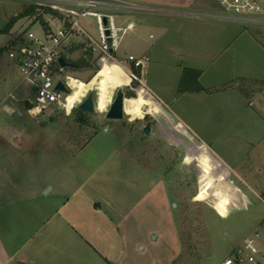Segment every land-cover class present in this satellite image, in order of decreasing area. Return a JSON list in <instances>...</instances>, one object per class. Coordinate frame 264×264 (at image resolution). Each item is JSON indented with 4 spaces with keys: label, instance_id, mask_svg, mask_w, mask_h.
Masks as SVG:
<instances>
[{
    "label": "rangeland",
    "instance_id": "rangeland-1",
    "mask_svg": "<svg viewBox=\"0 0 264 264\" xmlns=\"http://www.w3.org/2000/svg\"><path fill=\"white\" fill-rule=\"evenodd\" d=\"M121 1L173 12L217 7L213 0ZM27 8L0 0V30L18 18L9 35H0V104H10L9 94L17 88L15 95L24 101H13L21 114L0 109V218L13 221L15 232H25L20 240L38 264H99L102 258L112 264H221L263 227L264 97L258 96H264V83L262 90L255 88L251 107L239 100L225 111L223 101L173 103L165 96L168 105L160 107L146 91L168 95L177 84L179 66L193 63L181 59L186 46L174 43L188 33L181 26L185 19L128 13L117 16L118 25L133 22L137 29L126 36L115 58H148L138 74L142 83L80 48L69 56L70 64L85 60L92 68L66 69L57 79L68 86L69 109L94 85L98 112L82 126L76 109L65 112L56 106L33 119L29 111L35 91L9 57L11 40L41 33L39 24L23 16ZM79 24L100 41L96 19L83 18ZM236 26L246 32L239 34L246 52L236 68L257 74L264 67L256 55L257 46L264 48V27ZM75 36L76 46L83 47L85 40ZM227 61L216 59L204 70L211 75ZM119 79L127 86L125 120L108 121ZM245 89H238L243 96ZM7 237L9 249L20 247ZM82 239L93 249L85 248Z\"/></svg>",
    "mask_w": 264,
    "mask_h": 264
},
{
    "label": "built area",
    "instance_id": "built-area-1",
    "mask_svg": "<svg viewBox=\"0 0 264 264\" xmlns=\"http://www.w3.org/2000/svg\"><path fill=\"white\" fill-rule=\"evenodd\" d=\"M26 3L34 10L31 25L39 24L42 35L29 33L25 40L11 46L10 58L19 63L24 81L33 87L35 100L30 101L37 115H41L51 106L61 111L69 109V93L58 91L57 85L63 82L57 79L66 69L59 64V59L72 45H78L79 36L85 40L80 47L88 55H99L100 61L116 63L131 78L142 83L138 74H142L149 59L142 60L130 54L124 61L117 62L115 54L126 36L137 29L133 22L119 26L117 16L128 13L157 15L193 16L225 23H232L244 28L264 27V0H213L218 7L213 13H181L161 10L154 7L129 5L121 0H15ZM45 15V16H44ZM48 16V20L44 17ZM94 18L98 22L99 40L97 41L80 27L83 18ZM45 20L44 23L40 19ZM105 20L107 21L105 23ZM69 62V54L67 58ZM60 78V77H59ZM31 112V111H29ZM221 264H264V221L263 227L244 240Z\"/></svg>",
    "mask_w": 264,
    "mask_h": 264
},
{
    "label": "crops",
    "instance_id": "crops-1",
    "mask_svg": "<svg viewBox=\"0 0 264 264\" xmlns=\"http://www.w3.org/2000/svg\"><path fill=\"white\" fill-rule=\"evenodd\" d=\"M27 7L29 8H27V10H25L22 14H26L28 13V10L32 9V7H30L29 5H27ZM217 10H218V7H213V9H207V11H188V12L189 13H211V12L215 13L217 12ZM181 13H187V11H183ZM33 15L26 16V18L30 20V24H31V18L33 17ZM177 17L185 19V20H182L181 26L183 29H185L188 32L185 35H182L183 39L176 38L174 41L175 44H182L186 46V49H187V50H183V53H187V54L181 55L180 50H179L178 55L180 54L181 59L185 58V60L187 59L192 60L193 63L189 62L188 65L183 64V66H179L178 68L179 74H177L178 81H177L176 86L173 87L174 91H171V93H168V95H166V94H162V92H160V94H154L148 89L146 91L147 95H149L150 98H152V100L156 102L160 107H164V108L168 104L165 102V99L163 96L166 97V100H168V102H173V103L182 102V100L184 99L191 101V102H195V101L208 102L206 101L207 98H210L209 100L212 103L223 101L225 102L223 106L225 111L231 107L230 103H235L239 100L241 101L243 105H249L251 107L250 101L254 100L253 98L255 96L254 95L255 88L259 87L262 90L261 85H263L262 83H264V67L262 65L261 67L263 68L260 69L259 73L257 74L256 73L250 74L249 72H242V71L237 70L236 66L238 65V59L239 57L243 55L244 52H246L244 48L245 43L239 42V37L246 34V32L241 31V33H239L237 26L232 23H225V22L214 21L211 19H205V18L193 17V16H177ZM46 19H48V17ZM42 20L43 19H41V21ZM44 21L45 20H43L42 22L44 23ZM42 33H43V30L41 29V33L38 35H42ZM239 34H241V36H239ZM20 37L21 35L18 36L16 40H11V42L9 41L10 45L13 46V44L17 43ZM79 49L80 47H76L75 45H72V47L69 48V56L72 57L75 53H77ZM257 49L258 51L256 55L264 61V48L262 49L257 46ZM9 57H10V54H9ZM226 58H228V61L225 63L224 69L214 71L215 73L211 75H207L208 73L204 70V68H207L211 64H214L216 62V59L221 60V59H226ZM68 63L70 64V62ZM252 66L256 68H260L259 66H256V65H252ZM67 69H72V65L70 68H67ZM184 70H192V71H197L201 73L198 83L203 88L202 91L184 93V94L178 93V87H179L181 77H182ZM58 77H61V75ZM231 83H237V84L233 86ZM238 83L240 84L238 85ZM84 85L85 84H83V87ZM29 86L31 90L34 91L33 87H31L30 84ZM242 86L247 87V89H245L246 95L244 94V96L241 93L242 91L239 92L238 90ZM18 89L19 88L15 89L14 92L9 94V98L10 100H12L11 102H9L10 104H6V105L0 104V109L3 108L4 106L6 107V110H8L12 114H15V113L21 114V111H19V108H18L19 106L17 103L24 102V101L21 98L22 97L21 94L15 95V91H18ZM149 92L152 95L148 94ZM172 92H175V93L172 94ZM86 93H87V90L85 91V94ZM258 93H261L260 95H262V92H258ZM220 97H224V99H219ZM258 97L262 98L264 96L262 95ZM13 101H19V102L13 103ZM36 113H37L36 111H31L30 118L37 119L40 115L38 116ZM204 145L208 146L207 143H205ZM4 209L8 211L10 210L8 208H4ZM0 210H2V208H0ZM0 215H2V211ZM6 215H9V214H6ZM23 216L24 215L20 216V219H19V222L22 223L21 225L22 227L25 225ZM19 222H17V224H19ZM94 227L95 226L91 228H94ZM14 228H17V226H15V223L11 221L8 217L0 218V264H38V262L35 261L36 259L33 258V256L30 254V249H27V248L25 249V246L23 245L24 241L20 240L22 236H25V232L19 231V230L15 232ZM8 235H11L13 237L12 238L13 244L16 242V240H18V245L20 247L18 248L14 247V250L9 249L7 246H12V245H11L10 240L7 237ZM83 242L85 244L84 245L85 248H87L88 250L93 249L91 248L92 245L89 242L88 244L84 240ZM22 245L23 247L21 248ZM93 251L96 252V250H93ZM102 259H98V261L100 262L99 264H112L106 259H104L105 261L101 262ZM48 264H62V263L57 262V261H54V262L52 261ZM64 264H73V263L65 262Z\"/></svg>",
    "mask_w": 264,
    "mask_h": 264
},
{
    "label": "water",
    "instance_id": "water-1",
    "mask_svg": "<svg viewBox=\"0 0 264 264\" xmlns=\"http://www.w3.org/2000/svg\"><path fill=\"white\" fill-rule=\"evenodd\" d=\"M107 21L105 20V23ZM69 50L64 53L62 58L59 59V64L62 68L67 69L71 67V64L67 62ZM124 88L126 87H120L118 88L117 94L113 102L111 103L109 110L106 113V120L108 121H115V122H121L125 120V101H126V95L124 93ZM58 91L68 94L69 90L66 88L63 82H59L56 88ZM95 94L94 91H90L87 95V97L84 99L80 105L77 106L76 110L83 112L88 115H94L98 112V107L95 100ZM144 134L146 136L150 135L151 133V127L148 125L144 129Z\"/></svg>",
    "mask_w": 264,
    "mask_h": 264
},
{
    "label": "trees",
    "instance_id": "trees-1",
    "mask_svg": "<svg viewBox=\"0 0 264 264\" xmlns=\"http://www.w3.org/2000/svg\"><path fill=\"white\" fill-rule=\"evenodd\" d=\"M34 14V10H28V13L24 14L23 16H32ZM20 18V17H19ZM18 18L11 20L7 26L0 30V35H8L15 24L17 23ZM72 68L74 70L76 69H87L92 68L91 65H89L85 60L82 61L81 65H72ZM200 72L192 71V70H184L181 81L178 87V93L184 94V93H192V92H200L203 90V88L198 83ZM75 115L77 116V123H79L81 126L86 125V117H88V114H85L83 112H80L78 110H74Z\"/></svg>",
    "mask_w": 264,
    "mask_h": 264
},
{
    "label": "bare ground",
    "instance_id": "bare-ground-1",
    "mask_svg": "<svg viewBox=\"0 0 264 264\" xmlns=\"http://www.w3.org/2000/svg\"><path fill=\"white\" fill-rule=\"evenodd\" d=\"M106 62H108V61H106ZM109 63V62H108ZM111 64V66L112 67H115L116 68V72H118V73H125L124 72V70L122 69V67H120L118 64H116V63H110ZM115 71H113V72H115ZM126 74V73H125ZM117 85H118V88H120V87H127L126 85H124V83H123V81L121 80V79H119L118 81H117ZM92 90H94L95 91V87H94V85H91V87H90V89H89V91H88V93L90 92V91H92ZM88 93H87V95H88ZM87 95H86V97H87ZM85 97V98H86ZM84 98V99H85ZM84 101V100H83ZM82 101V102H83ZM81 102V103H82ZM125 103H126V101H125ZM80 105V104H79ZM125 106H126V104H125ZM126 108V107H125Z\"/></svg>",
    "mask_w": 264,
    "mask_h": 264
}]
</instances>
